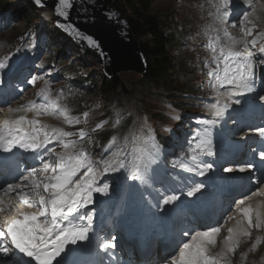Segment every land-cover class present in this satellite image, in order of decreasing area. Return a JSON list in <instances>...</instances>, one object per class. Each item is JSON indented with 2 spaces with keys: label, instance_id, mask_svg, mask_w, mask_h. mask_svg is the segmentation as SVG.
Returning a JSON list of instances; mask_svg holds the SVG:
<instances>
[{
  "label": "snow or ice",
  "instance_id": "obj_1",
  "mask_svg": "<svg viewBox=\"0 0 264 264\" xmlns=\"http://www.w3.org/2000/svg\"><path fill=\"white\" fill-rule=\"evenodd\" d=\"M36 5L43 6L42 0H34ZM76 0H57L55 13L63 18L57 24L65 31L74 34L78 40L87 42L93 48L99 44L92 36L82 33L73 23L68 22L70 10ZM251 11L245 10L240 19L241 31L244 35L240 39L233 37L227 28V21L231 12L233 0H211L209 16L219 20L220 27L211 28L206 47L212 53L211 63L208 65L207 75L212 78L211 86L217 89V100L210 107L212 115L217 119L206 121L209 125L223 118L231 106V99L245 93L255 91L253 87L258 71L264 68V30L253 36L258 27L256 23L257 9L254 0H241ZM264 4V0H259ZM250 17H252L250 19ZM251 25V26H249ZM235 27V25H232ZM248 37H253L248 39ZM224 41L223 43L221 41ZM239 45V47H237ZM103 55V53H101ZM10 54L0 58V70L8 65ZM43 77L32 76L30 84L35 85ZM0 83L3 80L0 79ZM227 86L224 101L219 99V88ZM42 102L28 101L25 105L8 108L9 113H24L4 119L0 123V149L12 152L15 148L25 149L35 154L34 159L41 163V167L26 169V174L13 178V182L5 181L0 184V213L5 209V203L11 208L15 206L17 213L11 218L0 219V253L5 257L16 258L13 264H75L71 257L80 242L89 241V233L93 231L94 213L85 210L95 203L94 194L107 195L109 184L101 183L100 177L105 173L118 172L125 167L124 161L132 155L133 162L129 176L133 180L145 182L150 166L156 162L158 146L151 135V128L145 118L144 128L148 129L147 136L137 135L130 131L129 138H125V146L132 145L130 153L124 147H117L119 137H110L106 151L110 155L96 160L84 146L86 140H91V133L103 128L108 121H101L91 132L84 127L76 131L65 130L64 127L50 125L39 119L49 115L62 119L66 125L75 126L87 123L88 112L83 113L84 119L71 115L67 105L60 103L61 97L53 98L51 89L45 84L37 93ZM264 101V96L259 97ZM236 104L240 100H235ZM28 112L34 116L29 118ZM121 117L117 113V120L113 127H117ZM264 138V127L254 129ZM248 133H245L247 136ZM198 139L189 157L192 166L180 164L188 172L198 176H205L214 170L213 163L198 160L200 154L215 155L214 144L207 130L203 134L196 133ZM75 137V138H73ZM50 145H54L51 146ZM143 145V146H141ZM57 148L60 151H57ZM197 150H200L197 152ZM264 161V150L258 153ZM251 161L238 166L237 169L225 168V172H245L255 168ZM256 189L250 194H242L241 198L233 202L231 214H226L215 225H209L203 230L189 228L179 233L175 248L167 257L162 258V264H232L231 257L240 246L241 237L252 238L253 229L264 232V211L254 208L247 203L253 196L264 195V180H255ZM206 188L204 182L192 183L186 195L192 197ZM7 198V199H6ZM180 199L175 192L163 194V205L175 204ZM35 209V211L25 210ZM229 221L232 226L226 228V235L221 239V232ZM264 236H257L249 251L255 250ZM115 237L101 241L100 250L107 252L115 248ZM219 245V250L214 251ZM242 254V259L246 258Z\"/></svg>",
  "mask_w": 264,
  "mask_h": 264
},
{
  "label": "rangeland",
  "instance_id": "obj_2",
  "mask_svg": "<svg viewBox=\"0 0 264 264\" xmlns=\"http://www.w3.org/2000/svg\"><path fill=\"white\" fill-rule=\"evenodd\" d=\"M1 1L7 2L8 7L6 11H10L12 8L15 9L17 17L16 19L0 22V58L10 53L26 51V38L29 36L28 31H30L31 38V33L38 27L39 22L43 21L44 18H48L42 24L44 25L45 36L40 48L35 54H27V60L33 63L35 68L39 67L36 76L43 77L45 73V77L37 80L35 85L39 86L42 80L48 78L47 85L50 87L51 92L59 96L61 95L65 104L72 111V115H80L79 117L81 118L83 112H88V123H83V125H88L89 131L95 127L96 121H108V123L116 121L117 113H119L122 118L119 126L113 127V123H105L103 128L98 130L110 132L111 129H115L118 132L115 135L119 137V140L117 144L112 146L111 151H115L117 147H124L125 152L130 153L132 145L128 144L125 146V138L130 139V131H135L137 135L142 134L147 136L148 129L143 127L145 118H147V123L151 128V135L154 139L156 138L153 130L159 133L165 130L166 134L170 133V136L175 139L174 133L184 130L185 127L184 124L177 121L175 111L186 109L197 115L199 113L204 114L207 110L212 113L210 107L216 102L213 96L217 95V89L211 86L210 82L212 78L207 75V72L208 65L215 67V64L211 63L212 53L206 45L209 42L208 36L211 34V28H218L220 24L217 18L208 15V12L212 10L210 7L211 0H151L153 12L166 21V33L173 36V39L177 40V42H181V49L184 51L182 55H179L178 50H173L175 62L177 58L181 63H176L178 75H175L170 86L175 88L184 85L183 89H185L187 86L194 84V91L188 95L192 99L190 101L178 99L175 97L176 93L167 88L163 89V91L155 86L147 89L140 82L141 75L127 71L118 74L124 87L120 89V94L107 97L108 100H111L109 104L105 95L100 91V84L104 75H106L103 65L97 61L91 52L87 51L84 47L82 49L76 46L67 35L57 29L55 23L56 16L51 9L39 8L37 12H34L32 6L35 9L38 6L31 0ZM262 5L264 4L260 3L257 8ZM127 12L131 14L130 11ZM46 13L47 15H45ZM257 17V28L262 31L264 30V8L258 9ZM28 19L32 23L26 28L25 22ZM240 26L239 23L235 28L238 30ZM143 38L141 37V40ZM221 42L223 43L224 41L222 40ZM87 52L90 56L86 54ZM18 63L22 64L23 60ZM75 70H77L76 75L81 81L62 78L63 76L67 77V73L74 72ZM0 74H2V70H0ZM86 77L87 79L84 81ZM92 78L96 79V87L91 82ZM227 90V86L219 88L220 96L223 99L226 98ZM33 92H35V88ZM167 96H170L172 100L176 99L177 103L182 102L183 106H180L179 110H174L173 103H171ZM35 97L37 95L29 91L23 99L12 104L11 107L16 108L20 105H25L28 101L34 100ZM16 114L18 115V113ZM27 116L31 118V112H28ZM47 117L49 118L50 116ZM47 117L40 116L39 118L43 121L48 120ZM123 117H129L132 120L131 126L128 124V120ZM55 119L57 120V118H54V122H56ZM44 122L47 123L46 121ZM122 128L128 129L124 132ZM189 128L192 129V127H187V132ZM70 129L69 127L68 130ZM170 136L163 135L162 140L170 142ZM197 138L196 134H194L191 136L189 142L181 140V144L180 142L174 145L170 144L174 150L171 153L164 150L154 140L158 146V155L155 157L156 162L150 166L144 183L130 178L129 173L133 157L132 155H128L124 161V168L118 172L105 173L100 177L101 183L109 182L115 186L109 185L108 196L105 197L112 202V199L109 197H120L123 193L135 196L140 191L152 197V183H156L154 186L158 187L157 183L163 176L161 168H165L167 162L183 163L192 166L189 157L193 155L192 149L195 147L194 143ZM178 144H180V148H178ZM108 145L109 142L106 146H99L98 140L91 135V140H86L84 146L93 155L94 159L99 160L110 155V152L106 151ZM176 176H173V178ZM94 196L100 197L102 194L97 193ZM229 226L231 224L227 225V227ZM252 234H255L252 235L250 240L252 243L247 244L242 249L241 246L249 238L241 237V243L237 251H241V253H246L247 255L243 259L242 255L235 257L239 259L237 262H240V264H264V258H260L262 251H264V240L261 241L255 250L249 251L251 245L255 242V238L257 236H264V232L253 229ZM218 247L214 251H217Z\"/></svg>",
  "mask_w": 264,
  "mask_h": 264
},
{
  "label": "water",
  "instance_id": "obj_3",
  "mask_svg": "<svg viewBox=\"0 0 264 264\" xmlns=\"http://www.w3.org/2000/svg\"><path fill=\"white\" fill-rule=\"evenodd\" d=\"M31 1L35 4L34 0ZM42 3L43 6H37L53 11L57 29L76 45L91 52L103 65L106 76L113 77L127 71L142 76L146 72L147 60L140 41L125 14L109 0H76L68 17V22L97 41L98 49L88 46L86 41L76 39L74 34L58 26L57 20L63 22V18L55 13L57 0H42Z\"/></svg>",
  "mask_w": 264,
  "mask_h": 264
},
{
  "label": "trees",
  "instance_id": "obj_4",
  "mask_svg": "<svg viewBox=\"0 0 264 264\" xmlns=\"http://www.w3.org/2000/svg\"><path fill=\"white\" fill-rule=\"evenodd\" d=\"M109 1L125 14L136 37L140 41L142 50L147 60L146 72L140 78L142 85L147 89L155 86L161 91L167 88L172 91H176V98L190 101L192 98L188 95L194 91V84H189L190 86H187L185 89H183L184 85L175 88L170 86V84L173 82V79L175 78V75H178L177 64L181 63L177 58L175 62L173 50H178L179 55H182L184 51L181 50L182 43L177 42V40L173 39V36H170L166 33V21L153 12L152 1ZM5 6H7V2L1 1L0 9L4 8ZM32 9L34 12L39 10V8L35 9L34 6H32ZM127 11H130L131 14H128ZM31 23L32 21L28 19L26 22V28H28ZM141 37L146 38L141 40ZM86 54L90 56L88 52ZM96 85L97 82L95 81L94 86L96 87ZM100 85V91L103 95H105L108 103H110L111 100H108L107 97L118 94L120 89L124 87L123 82L118 74L113 77L104 75ZM167 97L173 104H176L177 106H183L182 102L177 103L176 99L172 100L170 96ZM127 120L128 124H130V119L127 118ZM110 133L111 132H102L100 134L101 140L105 141L108 139L107 137L110 136Z\"/></svg>",
  "mask_w": 264,
  "mask_h": 264
},
{
  "label": "bare ground",
  "instance_id": "obj_5",
  "mask_svg": "<svg viewBox=\"0 0 264 264\" xmlns=\"http://www.w3.org/2000/svg\"><path fill=\"white\" fill-rule=\"evenodd\" d=\"M261 8H264V5H262L261 7H259V9H261ZM45 15H47V13H46ZM48 15H49V12H48ZM41 23H43V22H39V24H41ZM180 41H181V40H180ZM79 47H80V46H79ZM181 50H182V49H181ZM130 72H131V71H130ZM132 72H133V71H132ZM134 73H135V72H134ZM169 92H170V91H169ZM172 92H173V91H172ZM174 92H176V91H174ZM251 95H252V92H251V93H245V94H243V95H240V96H241V98L239 99L240 102H241L243 105H247V104H249ZM8 96H9V95H8ZM184 97H185V96H184ZM9 107H11V106H9ZM9 107H7V108L3 111V113H2V115H1V117H0V122H3L4 119L13 116L14 113H9V112H8V108H9ZM11 108H13V107H11ZM178 110H179V109H178ZM227 112H235V113H238V114H239V119H241L240 122H243V123H250V122H252V118H250V117H243V116H242L243 113L246 114V115L249 113L247 109H244V108H243V106H236V105H234V106H230V107L227 109L226 113H227ZM249 115L251 116L252 113H249ZM48 116H49V115H48ZM55 118H56V117H55ZM39 119H40V118H39ZM55 120H56V119H55ZM46 122H47L48 124H50V125H55V126H57V123H54V116H50ZM254 123H255V122H254ZM102 131H103V130H102ZM102 197H103V195L100 196V197L94 196L95 203H94L93 205H90L89 208H90V209H93V210L100 209V208L103 206V204H104V203H100V201L103 199ZM251 205H252L254 208H259L261 211H264V198H262V197H261V198H258V197H257V200L253 201V202L251 203ZM229 222H230L231 226H232V224L234 223V221H229ZM252 235H255V234H252ZM250 240H251V239L249 238V239H248V240H247V241L241 246V249H242V248H245L246 245L248 244V242H250ZM159 246H161V245H159ZM218 250H219V247H218ZM255 254H256V253H255ZM260 258H264V251H262ZM160 261H162V260H160Z\"/></svg>",
  "mask_w": 264,
  "mask_h": 264
}]
</instances>
